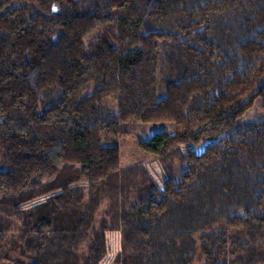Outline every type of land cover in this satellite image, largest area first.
<instances>
[{"label":"trees","instance_id":"1","mask_svg":"<svg viewBox=\"0 0 264 264\" xmlns=\"http://www.w3.org/2000/svg\"><path fill=\"white\" fill-rule=\"evenodd\" d=\"M255 103L264 0H0V264H264Z\"/></svg>","mask_w":264,"mask_h":264},{"label":"rangeland","instance_id":"2","mask_svg":"<svg viewBox=\"0 0 264 264\" xmlns=\"http://www.w3.org/2000/svg\"><path fill=\"white\" fill-rule=\"evenodd\" d=\"M91 87H86L82 90V93L90 91ZM100 104L109 109H116V99L114 97L105 96L100 100ZM264 118V114L260 111L255 103L243 116V119H261ZM135 131L129 135L122 136L118 139L119 151H120V163L123 167L141 163L148 171L153 181L161 186L165 177L164 169L159 159L150 153L145 152L138 145L140 141L149 139L154 133L167 131L173 132L175 130V124L173 122H138L135 125ZM202 143L194 144L185 143L179 145L180 150H186L188 148H194L199 150ZM78 185H84V181L77 182ZM46 195L42 196L43 199ZM39 199V200H40ZM33 201H29L22 205L27 207Z\"/></svg>","mask_w":264,"mask_h":264}]
</instances>
